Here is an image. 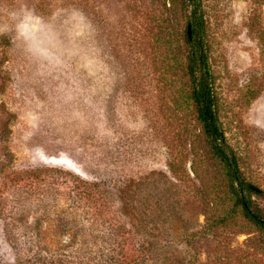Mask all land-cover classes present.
Here are the masks:
<instances>
[{
	"label": "rangeland",
	"instance_id": "obj_1",
	"mask_svg": "<svg viewBox=\"0 0 264 264\" xmlns=\"http://www.w3.org/2000/svg\"><path fill=\"white\" fill-rule=\"evenodd\" d=\"M198 4L219 123L264 215V0ZM191 8L0 0V264L32 258L37 229L39 264H264L196 119ZM72 230L84 243L59 247Z\"/></svg>",
	"mask_w": 264,
	"mask_h": 264
},
{
	"label": "trees",
	"instance_id": "obj_2",
	"mask_svg": "<svg viewBox=\"0 0 264 264\" xmlns=\"http://www.w3.org/2000/svg\"><path fill=\"white\" fill-rule=\"evenodd\" d=\"M184 1L192 7V17L186 24L190 27V37H188L186 28V42L191 48L188 56L187 73L191 86L190 97L195 106L196 119L206 138L211 156L222 167L227 179L228 190L233 197V206L239 208L244 219L250 222L258 231L264 233V215L253 201V196L261 197L263 192L260 188L243 179L235 152L227 144L219 123L217 101L212 87L206 49L202 39L203 21L202 15L198 11L199 0ZM0 140H3L2 131H0ZM39 220L36 219L32 226H37L40 222ZM66 222L68 226L69 224H76L72 221ZM46 235L39 229L35 230L33 241L37 248L33 257L17 258L14 261L18 262V264H39V259H42V252L47 249L48 245V242L45 241ZM63 235H65L63 232L56 234L59 247L61 248L81 246L84 243L83 232L72 230L67 236V241L62 242L59 238Z\"/></svg>",
	"mask_w": 264,
	"mask_h": 264
},
{
	"label": "water",
	"instance_id": "obj_3",
	"mask_svg": "<svg viewBox=\"0 0 264 264\" xmlns=\"http://www.w3.org/2000/svg\"><path fill=\"white\" fill-rule=\"evenodd\" d=\"M187 34H188V37H190V27H189V25L187 26Z\"/></svg>",
	"mask_w": 264,
	"mask_h": 264
}]
</instances>
